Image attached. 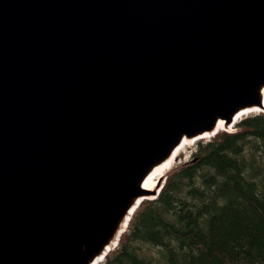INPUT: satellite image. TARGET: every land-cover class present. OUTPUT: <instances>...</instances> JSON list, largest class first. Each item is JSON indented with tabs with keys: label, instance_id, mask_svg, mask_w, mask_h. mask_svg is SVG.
Wrapping results in <instances>:
<instances>
[{
	"label": "water",
	"instance_id": "obj_1",
	"mask_svg": "<svg viewBox=\"0 0 264 264\" xmlns=\"http://www.w3.org/2000/svg\"><path fill=\"white\" fill-rule=\"evenodd\" d=\"M263 12L264 0H0V264H100L183 142L264 111L263 68L247 95L195 103L227 78L211 72L256 49Z\"/></svg>",
	"mask_w": 264,
	"mask_h": 264
},
{
	"label": "trees",
	"instance_id": "obj_2",
	"mask_svg": "<svg viewBox=\"0 0 264 264\" xmlns=\"http://www.w3.org/2000/svg\"><path fill=\"white\" fill-rule=\"evenodd\" d=\"M236 126L196 143L100 264H264V112Z\"/></svg>",
	"mask_w": 264,
	"mask_h": 264
},
{
	"label": "bare ground",
	"instance_id": "obj_3",
	"mask_svg": "<svg viewBox=\"0 0 264 264\" xmlns=\"http://www.w3.org/2000/svg\"><path fill=\"white\" fill-rule=\"evenodd\" d=\"M260 20H261L260 22L258 21L259 22L258 26L260 27V29L263 28V30H264V12H263ZM257 33H259V31ZM255 47H256V49H253L252 51H250V53H249L250 55H249V58L247 60H244V59L242 60V57H239L238 59H236L235 61L230 63L229 69L225 70L227 72L226 80H223L219 77H216L215 79H213L212 82H208L204 86V92H206V94L202 97L203 92H200L195 98V103L198 102L199 105H207L211 101L216 99V96L218 95V93L221 97V100L223 98L230 96L232 94H235V93H236L235 95H237L238 93L245 94L246 92H245L244 88L246 86L248 88L252 87L251 82L253 81V78L257 77L261 73L262 68L264 69V38H261L259 42H256ZM210 67H212V65H210ZM224 67H225L224 62H219L217 64V66H214V68H216V69H221ZM186 74H187V72H186ZM185 79H186V77H185ZM189 79L190 78L186 79L185 81L188 83V85L190 87L189 89H191V87H194L195 84L191 83V80L189 81ZM189 89H187V90L189 91ZM248 93L250 94V90ZM263 103H264V100H263ZM178 109H183V108H182V106L179 105ZM220 116H221V114H218V117H220ZM221 119H222V121H224L223 117H221ZM154 123H157V119L155 120ZM207 123H209L208 120H207ZM131 127L133 128L135 126L132 125ZM226 128H227V126H226ZM198 140L199 139H194V140L187 139L185 142H183L179 146L180 148L178 149V151L176 153H174L167 161H165L162 165L158 166L152 172L151 177L146 182V186L149 187V190H154L156 186L157 187L159 186V184L161 183L162 177L164 175H166V173L169 172L173 168L172 167L173 161L176 159V157L181 152V150H183L185 145L193 144ZM149 142H153V138L146 140L145 145L148 146ZM153 197L154 196H150V198H153ZM141 204L142 203H140V204L134 203V207L127 210V212L125 214L126 219H128L131 215H133ZM137 205H138V207L134 211H132ZM111 231H112V229H111ZM111 231L109 230L106 234H104L105 236L101 235L104 237L101 238L100 242L105 243V241L108 239V237L110 238ZM99 245H100V243H99Z\"/></svg>",
	"mask_w": 264,
	"mask_h": 264
},
{
	"label": "rangeland",
	"instance_id": "obj_4",
	"mask_svg": "<svg viewBox=\"0 0 264 264\" xmlns=\"http://www.w3.org/2000/svg\"><path fill=\"white\" fill-rule=\"evenodd\" d=\"M254 53V52H253ZM227 74V72L225 71V70H220V71H216V72H214V73H212L211 72V75H215V76H221L222 77V75H226ZM205 75V74H204ZM261 77V76H260ZM260 77H258V79H256L255 81H254V83L253 84H257V82L259 81V79H260ZM224 78V77H223ZM199 79V78H198ZM211 79H212V76H211ZM253 89V88H252ZM246 95H247V93H246ZM246 95H244V97L241 99V100H239V101H235V103L232 105L233 107H237L238 105H241L242 104V102H244L246 99H248L249 97H246L245 98V96ZM255 96L254 95H252L251 97H250V99H248V100H252V99H255L254 98ZM247 101V100H246ZM231 106V107H232ZM230 108V107H229ZM228 110V109H227ZM231 110H228V112H230ZM227 112V111H226ZM239 128L235 125L233 128H232V131H236V130H238ZM223 131H225V130H223ZM223 131H221V132H223ZM210 138H206V140H209ZM205 140V139H204ZM200 141H202V139H199L198 141H196L195 143H193V144H190V145H185V147L183 148V150H181V152L178 154V156L176 157V159L173 161V163H172V169L169 171V172H167V176L163 179V183L165 184V182H166V180H167V178H168V176L175 170V169H177L178 167H180L181 165H183L184 163H186V162H189L192 158H193V153L195 152V150L197 151V149H196V143L197 142H200ZM192 154V155H191ZM259 155H261V151H260V153H259ZM191 156V157H190ZM247 158L248 159H250V156H248L247 155Z\"/></svg>",
	"mask_w": 264,
	"mask_h": 264
}]
</instances>
